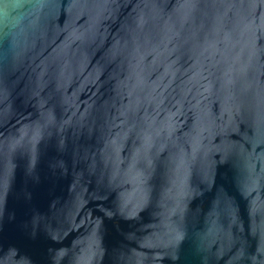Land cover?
I'll use <instances>...</instances> for the list:
<instances>
[{
    "label": "water",
    "instance_id": "1",
    "mask_svg": "<svg viewBox=\"0 0 264 264\" xmlns=\"http://www.w3.org/2000/svg\"><path fill=\"white\" fill-rule=\"evenodd\" d=\"M0 264H264V0H0Z\"/></svg>",
    "mask_w": 264,
    "mask_h": 264
}]
</instances>
